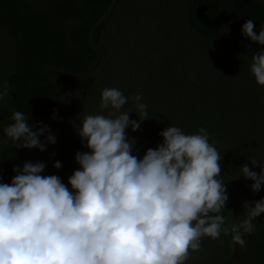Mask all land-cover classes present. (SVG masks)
Here are the masks:
<instances>
[{
	"label": "trees",
	"instance_id": "1",
	"mask_svg": "<svg viewBox=\"0 0 264 264\" xmlns=\"http://www.w3.org/2000/svg\"><path fill=\"white\" fill-rule=\"evenodd\" d=\"M111 0H0V85L9 94L0 100V183H10L13 166L43 162L42 175L68 178L79 165L77 152L89 149L76 128L85 116L107 114L100 109L101 91L117 88L129 97L122 111H135L131 97L142 94L147 119L133 132L134 154L155 149L158 135L168 125L193 134L206 128L222 160L221 177L228 200L222 214L235 222L245 218L243 204L264 198L253 192L240 167L264 161V87L250 72L251 56L260 45L241 33L253 20L254 31L264 25V3L259 0H118L109 19L94 34L101 53L96 59L89 31ZM54 93L52 94V85ZM29 113V123L48 125L56 143L43 152L18 149L3 133L14 111ZM56 119H53V116ZM138 113H129L138 120ZM46 135V134H45ZM44 139L43 136L40 137ZM59 161L60 169L53 167ZM256 231L238 246L230 236L202 238L198 252L189 251L185 264H264V214L253 221Z\"/></svg>",
	"mask_w": 264,
	"mask_h": 264
},
{
	"label": "clouds",
	"instance_id": "2",
	"mask_svg": "<svg viewBox=\"0 0 264 264\" xmlns=\"http://www.w3.org/2000/svg\"><path fill=\"white\" fill-rule=\"evenodd\" d=\"M254 27L249 19L241 33L261 46L249 70L264 87V25L258 32ZM8 94L4 82L0 100ZM129 99L117 88L102 89L99 106L107 114L87 115L76 128L89 151L75 154L79 168L68 178L70 188L57 175H42L43 162L13 166L11 182L0 183V264H185L203 237L218 240L222 233L246 247L256 231L253 221L264 214V198L245 202V218L228 224L222 157L207 129L187 134L168 125L158 133L162 143L139 157L126 129L140 128L147 104L137 93L131 97L135 111H122ZM132 112L138 120L130 119ZM29 120V113L17 110L3 128L16 148L43 152L56 143L48 125ZM250 163L259 173L247 164L239 169L253 181L251 191L259 192L264 161Z\"/></svg>",
	"mask_w": 264,
	"mask_h": 264
},
{
	"label": "water",
	"instance_id": "3",
	"mask_svg": "<svg viewBox=\"0 0 264 264\" xmlns=\"http://www.w3.org/2000/svg\"><path fill=\"white\" fill-rule=\"evenodd\" d=\"M117 1L118 0H111L106 12L96 22H94L90 28L88 39H89V44H90L91 48L96 53L95 61L85 71H83L79 74H69V73H66V72H64L62 70H58V69L46 70L45 75L47 78H49V75H48L49 72H56V73L66 77V78L77 79V78L83 77V76L87 75L88 73H90L99 64V62L101 60V53L99 52L96 44L94 43V34H95L96 29L99 26H101L105 21H107L109 19L110 15L112 14V12L116 6ZM50 82L52 85V94H53L54 93V85H53V82L51 80H50Z\"/></svg>",
	"mask_w": 264,
	"mask_h": 264
},
{
	"label": "rangeland",
	"instance_id": "4",
	"mask_svg": "<svg viewBox=\"0 0 264 264\" xmlns=\"http://www.w3.org/2000/svg\"><path fill=\"white\" fill-rule=\"evenodd\" d=\"M228 224H231V223H234L235 220L234 218L232 217L231 214L228 215V218H227V221H226ZM232 247L235 248V256H237L236 258H238V254H239V251H238V245H235L232 243Z\"/></svg>",
	"mask_w": 264,
	"mask_h": 264
}]
</instances>
